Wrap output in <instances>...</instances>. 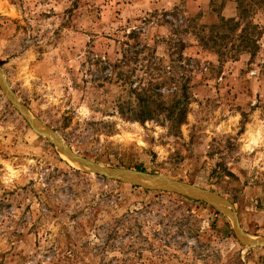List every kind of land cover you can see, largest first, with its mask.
<instances>
[{
	"label": "rangeland",
	"instance_id": "374dc122",
	"mask_svg": "<svg viewBox=\"0 0 264 264\" xmlns=\"http://www.w3.org/2000/svg\"><path fill=\"white\" fill-rule=\"evenodd\" d=\"M244 3L0 0V70L77 155L211 191L264 238V0ZM239 12L247 39L211 29ZM140 99L152 120L130 119ZM156 187L72 164L0 83V264H264L229 217Z\"/></svg>",
	"mask_w": 264,
	"mask_h": 264
},
{
	"label": "water",
	"instance_id": "95a60500",
	"mask_svg": "<svg viewBox=\"0 0 264 264\" xmlns=\"http://www.w3.org/2000/svg\"><path fill=\"white\" fill-rule=\"evenodd\" d=\"M0 83L10 102L24 116V118L31 125V127L35 131L46 136L58 148L60 154L63 155L65 158H67L72 164H76L78 166L88 168L91 172H94L98 175L119 180L122 182H127L137 186L146 187L144 184L136 181L137 179H141L146 182L151 181L159 184L160 186L149 189L174 192L192 199L206 202L212 205L214 208H216L217 211L221 212L222 214L230 218L233 224L235 235L243 244L248 246H264V238L251 237L246 232H244L239 226L236 215L230 209V204L224 198L220 197L219 195L211 191L201 189L184 182L168 179L160 175H150L142 172L107 168L77 155L66 145H64L63 142L59 138H57V136L51 129L47 128L39 121L35 120L32 116H30L29 112L17 101L13 93L8 88L1 70H0Z\"/></svg>",
	"mask_w": 264,
	"mask_h": 264
},
{
	"label": "trees",
	"instance_id": "16d2710c",
	"mask_svg": "<svg viewBox=\"0 0 264 264\" xmlns=\"http://www.w3.org/2000/svg\"><path fill=\"white\" fill-rule=\"evenodd\" d=\"M235 1L237 3V7H238L239 11L244 10V6L243 5L245 4L244 3L245 0H235ZM261 1L259 0V2H261ZM243 19H244V17L242 16L241 12H239V16H237V19L236 18H230V19L221 18L220 21H219V25H212L211 29L214 30V28H218V27H227L228 28V32L231 31L233 33V32L238 31V34H235L236 35L235 37H237V39L245 40V39H247L246 35L249 32L248 28L255 30L256 27L255 26H251V25L249 27L248 24H245L244 26L241 27V21ZM211 32L213 33L214 31H211ZM225 38H227V36L225 34H223V35H218V33H216L215 35L211 34L207 38H201V44L202 45H206V44H208V42L216 43L215 42L216 39L222 40V42L224 44L223 39H225ZM215 45H217V43ZM220 52H221V49H217V53L219 55H223V53L220 54ZM91 62H93L91 64L103 63V62L100 61L99 58H91ZM104 69H105V67H104ZM140 100L143 101L142 99H140ZM145 102L146 101H143V108H141L139 110V112L137 113L135 118H130V117H127V118L133 119V120L138 121V122H145V121H148V120H152L153 116H152L151 113H149L146 110V107L144 106V105H146ZM171 108L177 109L175 105H173ZM172 114H174V112H172L171 115ZM171 115H170L171 121H173L175 124H182L184 119H185V117H186V108H184V106L181 107L178 110V112L175 113V117L174 118Z\"/></svg>",
	"mask_w": 264,
	"mask_h": 264
},
{
	"label": "bare ground",
	"instance_id": "6f19581e",
	"mask_svg": "<svg viewBox=\"0 0 264 264\" xmlns=\"http://www.w3.org/2000/svg\"><path fill=\"white\" fill-rule=\"evenodd\" d=\"M136 181H138V182H140V183H142V184H144L146 187H148V186H152V184H156L158 187L160 186L159 184H157V183H154V182H151V181H143V180H141V179H137Z\"/></svg>",
	"mask_w": 264,
	"mask_h": 264
}]
</instances>
